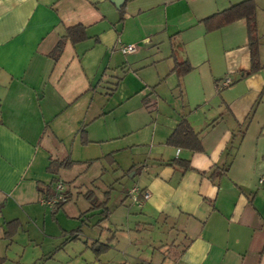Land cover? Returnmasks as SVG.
Masks as SVG:
<instances>
[{
	"label": "crops",
	"instance_id": "0c3cea01",
	"mask_svg": "<svg viewBox=\"0 0 264 264\" xmlns=\"http://www.w3.org/2000/svg\"><path fill=\"white\" fill-rule=\"evenodd\" d=\"M115 1L0 0V264H264V95L246 123L264 71L243 75L244 20L210 33L201 23L242 0ZM254 1L259 24L264 0ZM75 25L87 38L52 57ZM126 44L135 50L123 54ZM174 60L193 69L177 78ZM182 118L202 151L166 145ZM97 144L132 157L124 224L99 256L89 247L100 238L59 216L75 193L93 192L95 178L83 192L71 172ZM68 159L72 167L47 170ZM59 180L68 198L49 214L42 199ZM11 220L20 226L7 239Z\"/></svg>",
	"mask_w": 264,
	"mask_h": 264
},
{
	"label": "rangeland",
	"instance_id": "374dc122",
	"mask_svg": "<svg viewBox=\"0 0 264 264\" xmlns=\"http://www.w3.org/2000/svg\"><path fill=\"white\" fill-rule=\"evenodd\" d=\"M259 24L257 23L258 35L260 37L259 45V58L264 71V10L259 12ZM105 87L111 88L108 82ZM107 121H110L107 116ZM129 138H125L123 142H129ZM102 145V147H101ZM94 145L86 154L88 159L85 163H75V167L71 173H81L79 175L78 183L81 185V191H86L88 181L95 178L94 186L91 187L93 192L89 197H84L82 194H74L72 200L68 205L59 211L61 213V223L69 228H82L86 235L90 238L97 239L101 243H107L108 239L113 234L112 229L116 224L120 225L121 218L128 211L130 201L126 205H120V196L124 193V188L129 187L130 179L127 178L126 172L130 166L131 153L117 152L116 154L103 153L102 149L106 146L103 144ZM89 165V167L86 166ZM121 166L123 169H119ZM87 169V170H85ZM78 171V172H77ZM103 173L101 177L96 179L99 173ZM65 175V174H64ZM58 182V181H57ZM55 184V182H53ZM110 185L109 187H107ZM129 189V188H128ZM78 190V189H76ZM64 196H66L64 194ZM102 204V205H101ZM47 207V206H45ZM52 207V208H51ZM49 205L48 212L53 214L54 207ZM136 206L132 205L131 211L136 210ZM104 212H107L106 214ZM111 214V217H110ZM63 215V216H62ZM58 216V217H59ZM107 216V217H105ZM112 223V224H111ZM67 241V239H65Z\"/></svg>",
	"mask_w": 264,
	"mask_h": 264
},
{
	"label": "trees",
	"instance_id": "16d2710c",
	"mask_svg": "<svg viewBox=\"0 0 264 264\" xmlns=\"http://www.w3.org/2000/svg\"><path fill=\"white\" fill-rule=\"evenodd\" d=\"M256 3L254 0H242L238 3L232 4L228 6L227 8L223 9L222 11H219L217 13H214L208 17H205L201 20V23L207 33L213 32L215 30H218L222 27L227 26L228 24H231L233 22L244 20L246 25V36H247V42L246 46L249 51V69L244 72V76H248L251 74H254L262 69V65L260 63L259 58V41L260 37L258 35L257 30V23H256ZM122 14H123V8L120 10V20H122ZM86 33L85 28L82 25H75L72 27L67 28L65 36L61 37L60 40L55 45L54 49L51 52V56L56 58L58 57L64 47L65 41L69 40L72 44H75L77 42L83 41L86 39ZM193 67L188 61H176L174 60V66L172 69V72L177 76V78H182L183 76L187 75ZM264 95V86L259 94V97L255 104L253 105L249 115L247 116L246 123H248L255 111V108L257 104L259 103L261 97ZM146 104V102H145ZM81 137L82 142L87 143V139L85 138V131L81 130ZM166 145L172 146L175 148H181V149H187L192 152H200L202 151V145L200 142L199 134L195 132L189 122L182 118L179 123L176 125L172 133L168 136L166 139ZM73 162L71 160H52L47 167V170L51 174H57L59 169H68L73 166ZM172 164H178L182 165L184 170L189 169V164L187 161L182 160H174ZM228 166L225 167V171L227 170ZM219 173H216L214 171L210 178L212 180H215ZM38 190L40 192L43 191L42 187H39ZM46 196H44L43 199L50 198L53 196L54 191H51V185L46 186ZM65 200L68 198V196H64ZM64 200V201H65ZM64 202H59L54 207L59 210L62 208ZM102 205V204H101ZM105 214L107 212H104ZM107 217V216H105ZM20 223L17 220H11L5 224V238L10 239L14 236V234L17 232V229L19 228ZM112 237L108 239L107 243H101L98 240L93 242L90 245V250L95 254V256H99L100 254L106 252L110 248V242Z\"/></svg>",
	"mask_w": 264,
	"mask_h": 264
},
{
	"label": "built area",
	"instance_id": "2783aa9c",
	"mask_svg": "<svg viewBox=\"0 0 264 264\" xmlns=\"http://www.w3.org/2000/svg\"><path fill=\"white\" fill-rule=\"evenodd\" d=\"M134 50H135V45L133 44H126L120 47V51L123 54L131 53ZM259 184H264V175L259 178ZM63 191H64V183L63 181L59 180L55 185L53 196L47 199H42V203L54 207L59 202H62L65 200ZM141 197L144 200H146L149 198V194L145 192H141Z\"/></svg>",
	"mask_w": 264,
	"mask_h": 264
},
{
	"label": "water",
	"instance_id": "95a60500",
	"mask_svg": "<svg viewBox=\"0 0 264 264\" xmlns=\"http://www.w3.org/2000/svg\"><path fill=\"white\" fill-rule=\"evenodd\" d=\"M121 1H123V0H116V1H115V4H116L117 6H119V5L121 4Z\"/></svg>",
	"mask_w": 264,
	"mask_h": 264
}]
</instances>
